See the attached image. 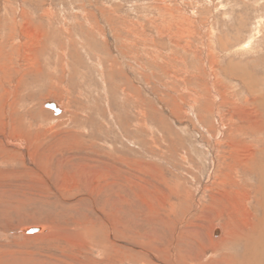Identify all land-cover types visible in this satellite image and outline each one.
<instances>
[{"label": "rangeland", "instance_id": "rangeland-1", "mask_svg": "<svg viewBox=\"0 0 264 264\" xmlns=\"http://www.w3.org/2000/svg\"><path fill=\"white\" fill-rule=\"evenodd\" d=\"M263 149L264 0H0V264H237Z\"/></svg>", "mask_w": 264, "mask_h": 264}, {"label": "bare ground", "instance_id": "bare-ground-1", "mask_svg": "<svg viewBox=\"0 0 264 264\" xmlns=\"http://www.w3.org/2000/svg\"><path fill=\"white\" fill-rule=\"evenodd\" d=\"M146 4V3H145ZM184 21V20H183ZM183 33V32H182ZM184 36V35H183ZM250 41V40H249ZM242 45H244V44H242ZM245 45H247L246 43H245ZM251 45V44H250ZM246 47V46H245ZM250 46H248V48H249ZM248 51V50H247ZM214 53V52H213ZM243 55V54H242ZM212 76V75H211ZM246 84V83H245ZM247 85V84H246ZM53 102V101H52ZM55 102V101H54ZM54 105H55V110L56 111H54L52 108H48V107H46V108H48L49 110H51V113H53V114H61L62 113V111H63V108H62V106L60 105V104H58V103H54ZM43 111V110H42ZM45 112V111H44ZM43 112V113H44ZM32 115V114H31ZM259 115V114H258ZM258 115H256V116H258ZM73 116H74V114H73ZM262 116V115H261ZM16 117H18V116H16ZM59 116H56V119L58 118ZM253 117V116H252ZM48 118V117H47ZM72 118V117H71ZM38 120V119H37ZM248 121L249 120H251V122H253V124H251L252 125V127H254V126H258V127H260L261 126V124H262V126H263V123H261L259 120H257V121H253L254 119L253 118H248L247 119ZM261 120V119H260ZM263 122V121H262ZM58 124V123H57ZM4 125V124H3ZM17 128V127H16ZM21 128V127H20ZM39 128V127H38ZM51 129V128H50ZM16 130V129H15ZM13 134V133H12ZM22 134V133H21ZM264 150V149H263ZM32 151V150H31ZM255 157V156H254ZM249 157H246V158H244L245 159V162H242L241 163V166H243V168H246L247 170H250V171H252V173H253V171L255 172V168L253 167V165H251V163L247 160ZM250 158H251V156H250ZM245 169V170H246ZM260 172H259V174L261 173V172H263L262 174H263V177H264V169H258ZM258 172V171H257ZM255 174V173H254ZM223 179V178H222ZM264 179V178H263ZM227 180V179H226ZM128 181V180H127ZM182 181V180H181ZM263 184V183H262ZM219 185V184H218ZM221 187V186H220ZM243 190V189H242ZM258 190H259V192L261 193V192H263L264 193V185H260L259 187H258ZM217 192V191H216ZM220 192V191H219ZM217 195V194H216ZM218 197V196H217ZM220 199H222V198H220ZM259 200V199H258ZM222 201H223V199H222ZM226 201H227V199H226ZM249 201V200H248ZM206 204V203H205ZM260 204V207H262L263 209H262V219H261V217H258V218H256L257 216H255V220L254 221H248V220H246L247 221V223L246 222H242V227H239V226H237L238 228H241V230L239 231L240 232V234H239V232H237V234H239V236H241L240 238H243V244H242V247H243V256H242V260H240V261H238V263L237 264H264V202H263V200L259 203ZM203 207V206H202ZM208 208V207H207ZM205 210V209H204ZM203 210V211H204ZM251 210V209H250ZM219 211V210H218ZM240 211V210H239ZM247 211V210H246ZM206 212V211H205ZM208 213V212H207ZM246 213H248V212H246ZM233 214H235V213H233ZM241 214H243V213H241ZM245 214V213H244ZM243 214V215H244ZM237 215V214H236ZM250 215V214H249ZM248 215V216H249ZM252 216V215H251ZM251 216H250V218H251ZM260 216V215H259ZM242 217V216H241ZM247 217V216H246ZM248 218V217H247ZM230 220V219H229ZM252 220V219H251ZM240 221V220H239ZM242 221V220H241ZM76 223H78V221L76 222ZM80 224V223H79ZM235 224V223H234ZM239 224H241V223H239ZM214 225V224H213ZM233 225V224H232ZM48 226V225H47ZM46 225H41V224H39V225H36V226H33V227H39V230L37 229V231H36V234L37 233H46V232H48V231H51L50 230V228L49 227H47ZM234 226H236V225H234ZM29 227V226H28ZM30 227H32V226H30ZM92 227V226H91ZM213 227V226H212ZM74 228H76L77 229V232H75L74 231ZM72 230H70V229H67V230H60V232L59 231H52V235L54 236V237H62V236H64L65 237V235L66 236H69V235H71V236H77V238H80V237H82L83 235H85L86 233H87V229L86 228H83V226L81 227V226H75ZM86 229V230H85ZM22 231H23V229H21ZM227 230V229H226ZM225 230V231H226ZM238 230V229H237ZM91 230H89L88 232H90ZM221 231V228L220 227H215V228H213L212 229V234L213 235H217L219 232ZM234 231V230H233ZM24 232V231H23ZM84 233V234H83ZM91 233V232H90ZM234 234H235V232H233ZM35 234V233H34ZM56 234H57V236H56ZM223 234V233H222ZM228 234V233H227ZM229 234H231V233H229ZM31 235V234H30ZM44 235V234H43ZM47 235V234H46ZM96 235V234H95ZM224 236H226L225 234H224ZM232 236H234L233 234H231V235H228L227 237H226V240H225V238H223V240H222V242H224V240L225 241H227L228 239H230ZM223 237V236H222ZM221 237V238H222ZM237 237H238V235H237ZM76 237H75V241H77L78 239H77ZM88 238H90V237H88ZM92 238V237H91ZM95 238V237H94ZM93 238V239H94ZM220 238V237H219ZM67 239V238H66ZM217 239V238H216ZM48 240V239H47ZM72 240H74V239H72ZM95 240H97V239H95ZM95 240H93V241H95ZM237 240V239H236ZM102 241V240H101ZM78 243V242H77ZM96 243V242H95ZM98 243V242H97ZM68 244L69 245H71V243H69L68 242ZM78 245H79V243H78ZM102 245V244H101ZM72 246V245H71ZM73 247V246H72ZM233 257V256H232ZM217 259V258H216ZM211 260V259H210ZM211 262H214V264H236V262H235V260L234 259H231V256H228V254H226V253H224V254H221V259H219V260H216V261H211ZM206 263V262H205ZM209 263V262H208ZM9 264H12V263H9ZM142 264V263H141Z\"/></svg>", "mask_w": 264, "mask_h": 264}, {"label": "water", "instance_id": "water-1", "mask_svg": "<svg viewBox=\"0 0 264 264\" xmlns=\"http://www.w3.org/2000/svg\"><path fill=\"white\" fill-rule=\"evenodd\" d=\"M44 106L48 107V108H52L54 111H56L54 108H55V105H54V102L52 101H48L44 104ZM37 229L39 230V227H26V228H23V231L26 232V233H34L37 231ZM36 230V231H35Z\"/></svg>", "mask_w": 264, "mask_h": 264}]
</instances>
